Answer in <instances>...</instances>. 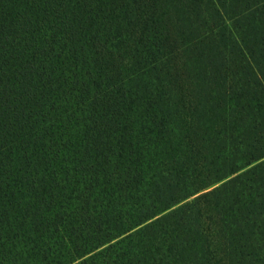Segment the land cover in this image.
<instances>
[{"label":"trees","instance_id":"obj_1","mask_svg":"<svg viewBox=\"0 0 264 264\" xmlns=\"http://www.w3.org/2000/svg\"><path fill=\"white\" fill-rule=\"evenodd\" d=\"M0 264H264V0H0Z\"/></svg>","mask_w":264,"mask_h":264}]
</instances>
